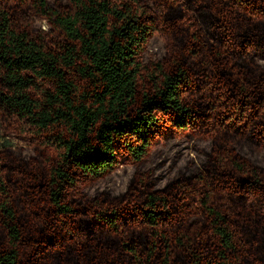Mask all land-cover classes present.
I'll return each mask as SVG.
<instances>
[{"label":"trees","instance_id":"trees-1","mask_svg":"<svg viewBox=\"0 0 264 264\" xmlns=\"http://www.w3.org/2000/svg\"><path fill=\"white\" fill-rule=\"evenodd\" d=\"M49 1L31 0L64 42L0 14V110L53 134L57 152L50 203L31 223L0 155V264H182L181 255L185 264H264V167L236 147L264 153V0H162L178 20L157 15L152 0L154 12L139 0H66L63 12ZM160 25L181 31L184 52L175 59L169 42V71L157 64L160 76L148 74L143 88L142 57ZM200 124L215 140L200 175L166 189L135 184L105 204L69 200L78 176L102 178L122 157L140 162L164 134ZM79 207L94 217L84 221ZM195 211L202 219L190 222Z\"/></svg>","mask_w":264,"mask_h":264},{"label":"rangeland","instance_id":"rangeland-1","mask_svg":"<svg viewBox=\"0 0 264 264\" xmlns=\"http://www.w3.org/2000/svg\"><path fill=\"white\" fill-rule=\"evenodd\" d=\"M159 13L157 15H175L179 19V8L165 7L162 0H152ZM141 6L150 7L153 11L151 0H139ZM49 7L53 11H67L70 6L66 0H50ZM8 13L12 24L20 29L27 30L34 37H39L47 42H64L58 30L53 27L52 15H44L31 2L26 0H0V14ZM207 15V13H204ZM160 25L158 32L149 41L142 60L145 65L140 86H146L148 74L160 76L161 65L166 72L169 71V46L172 45L175 59H179L184 52L181 31L174 29L167 31ZM169 42L171 44L169 45ZM175 61V60H174ZM264 66V63H263ZM81 86L84 84L77 80ZM212 130L205 128L203 124L192 128L187 134L168 132L161 136L154 144L149 155L140 162L122 157L115 171L102 178L78 176L76 185L68 187L66 192L70 194V201L77 204L90 205L91 202H112L113 198H121L134 185H145L148 189H166L171 184L184 178L200 175L205 167H212L210 152L215 146V140L210 139ZM53 134L37 135L36 131L19 123L10 115H5L0 110V155L4 165H7L5 182L7 188L15 198V208L22 221L31 223L34 219L45 216V211L50 203L52 186L50 182L51 165L57 159L56 149L50 144ZM236 147L245 157H249L253 163L264 167V153L244 144H236ZM49 176V177H48ZM43 200H47L44 207ZM42 204V205H41ZM84 221H90L94 217L89 208L79 207ZM51 212V210H49ZM129 218V217H128ZM198 211L189 219L190 222L201 220ZM187 222V226L190 225ZM203 225L202 222L198 223ZM196 225V224H194ZM193 225V226H194ZM140 240L149 239L147 231H135ZM48 239L53 237L52 232L45 234ZM0 240L5 241V232L0 227ZM117 244V238L107 240ZM56 255V252L54 253ZM185 264V256L180 257ZM54 264H58L54 262ZM251 264V261H248Z\"/></svg>","mask_w":264,"mask_h":264}]
</instances>
